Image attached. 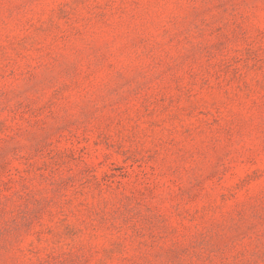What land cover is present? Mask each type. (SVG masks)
Wrapping results in <instances>:
<instances>
[{
  "label": "rangeland",
  "instance_id": "rangeland-1",
  "mask_svg": "<svg viewBox=\"0 0 264 264\" xmlns=\"http://www.w3.org/2000/svg\"><path fill=\"white\" fill-rule=\"evenodd\" d=\"M0 264H264V0H0Z\"/></svg>",
  "mask_w": 264,
  "mask_h": 264
}]
</instances>
